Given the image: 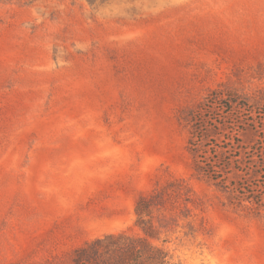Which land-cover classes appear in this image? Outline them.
I'll return each instance as SVG.
<instances>
[{
	"label": "rangeland",
	"instance_id": "1",
	"mask_svg": "<svg viewBox=\"0 0 264 264\" xmlns=\"http://www.w3.org/2000/svg\"><path fill=\"white\" fill-rule=\"evenodd\" d=\"M153 196L181 264H264V0H0V264Z\"/></svg>",
	"mask_w": 264,
	"mask_h": 264
},
{
	"label": "trees",
	"instance_id": "2",
	"mask_svg": "<svg viewBox=\"0 0 264 264\" xmlns=\"http://www.w3.org/2000/svg\"><path fill=\"white\" fill-rule=\"evenodd\" d=\"M228 105L224 103L223 108ZM197 120V115H194ZM193 151H198V146ZM154 196L141 199L135 207L134 225L140 232L129 234L125 231L105 233L90 239L73 249L69 261L59 264H181L166 241L158 243L160 232L165 225L157 227L151 220ZM146 217V219H145Z\"/></svg>",
	"mask_w": 264,
	"mask_h": 264
}]
</instances>
